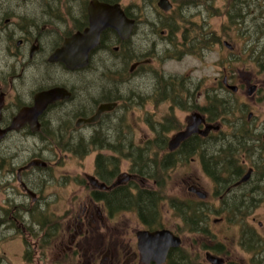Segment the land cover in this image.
<instances>
[{
  "label": "flooded vegetation",
  "instance_id": "obj_1",
  "mask_svg": "<svg viewBox=\"0 0 264 264\" xmlns=\"http://www.w3.org/2000/svg\"><path fill=\"white\" fill-rule=\"evenodd\" d=\"M89 2L90 0H0V170L7 163L6 171L14 173L15 170V175L9 174V179L13 178L18 184L16 192L9 194L0 203V221L7 226L0 229V238L10 231L30 244L33 228L25 227L24 216L28 214L29 220L35 219L32 215L40 211L41 196L37 183L41 169L47 170L48 162L44 167L22 168L31 160L41 159L43 156L38 142L46 144L53 139H66L62 148L79 152L76 148L81 145L80 141L87 140L89 133L92 135L106 118L117 113L120 104L117 99L120 95L119 74L113 70V77L106 75L111 72L106 68L116 66V62L106 66L103 58L111 55L117 60L116 53L128 39H121L115 31L104 29L100 32L96 46L88 52L87 65L70 68L63 62L52 59L66 41L74 35L82 34L89 27ZM151 61L153 60L149 58L134 60L127 70L128 77L134 76L136 70ZM132 65L134 68L131 70ZM109 78H112V84L105 86L104 79L109 83ZM223 78V83H228V76L224 75ZM111 102H116V106L103 111L95 122H83L96 113L100 104ZM31 108H35V117L28 115ZM21 112L23 113L20 114ZM18 116L20 117L17 119ZM187 122L188 117L185 125ZM257 137L260 139L251 140L255 153L247 154L251 164L246 168L240 164L236 175H232V172L227 178L225 174L220 175L219 177L225 178L224 181H218L216 176L210 177L207 171L211 170V165H202L197 155L200 175L184 182L188 183L189 197L184 199L172 196L182 203L184 200L193 201L197 209L193 227H188L184 214L173 212V217L169 218L171 214L167 217L161 211L160 203L169 207L171 198L165 197L167 200L164 201L160 192V199L152 215L111 208V203L116 204L111 199V194L126 188L127 193L133 196L137 193L135 185L150 191L154 189L156 181L149 182L146 177L132 171L123 173L122 176L118 167L112 171L110 167H100L108 179L101 180L94 173L93 175L105 187L95 188L82 181L81 184L89 188L86 200L79 206V212L71 214L67 219L62 236L60 237V230L53 241L51 246L56 260L52 264H232V251L228 255L230 249L216 240V234L209 231L207 221L212 215H218L212 222L225 220L244 227L245 221L257 219L255 211L264 199V155L256 140L264 146V132ZM22 141L37 144L32 145L31 152L27 151L28 148L20 153L10 150L19 148L17 142ZM244 141L247 143L248 140ZM101 150L102 148L98 153L102 154ZM2 153L11 155L5 157ZM176 154L181 157L179 153ZM24 155L27 156L26 159ZM19 156L22 158H18ZM227 167L234 169L232 165ZM246 174L247 178L240 181ZM127 175H130L127 181L115 183L118 178H125ZM6 182L9 184L7 188L13 189L10 182ZM206 183L211 187L210 191L206 189ZM46 214L54 215L53 212H39L36 220ZM126 214L136 217L134 226L127 228L125 224L121 225L120 220L128 218ZM33 225L37 227L34 223ZM164 229L179 238V245L170 246L163 259L161 252H157V256L152 253L145 260L138 249L137 232H157ZM39 230L37 227L38 239L33 242V248L38 251L41 247ZM246 230L240 234L239 242L246 257H242L237 263L264 264V244ZM184 232L209 237L210 242H203L198 246L194 241L197 246H183L179 233ZM65 234H69L68 238L64 237ZM248 235L255 239L253 245L248 242ZM26 246L28 245L24 243V248ZM159 248L160 245L157 249ZM149 250L153 251V248Z\"/></svg>",
  "mask_w": 264,
  "mask_h": 264
},
{
  "label": "rangeland",
  "instance_id": "obj_2",
  "mask_svg": "<svg viewBox=\"0 0 264 264\" xmlns=\"http://www.w3.org/2000/svg\"><path fill=\"white\" fill-rule=\"evenodd\" d=\"M205 1L207 5L212 6V12L205 5L200 7L182 6L180 14L198 21L199 25L201 22L205 23L213 34V38L218 36L219 42L211 43L203 51H194L193 53L180 45L177 49L181 50L182 53L178 56L175 51H170L168 40L166 39L169 32L161 29V34H156L155 29L159 26V22L151 20L136 22V28L133 30L132 35L127 38L128 41L123 44L122 49L116 53L118 55L117 60L111 55L103 58L106 66L116 62V66L106 68L111 71L110 74L106 75L113 77V70L119 74L120 85L118 86V92H120L122 97L127 98L126 101L119 100L120 104L117 113L110 118H106L92 135L89 133L87 140L80 141L81 145L76 148L79 152L63 149L61 145L64 144L66 139H53L46 144L38 142L43 154L41 159L48 162L47 170L41 171L40 180L37 183L40 190L39 196H41L40 211L44 209V212L54 213L52 218L54 217L60 222V237L63 234L67 219L71 214H77L80 210L79 206L86 200L89 188L81 183L84 181L87 184L85 175L94 173V160L98 153L97 148H100L99 145L104 140L119 142L124 147L123 151L130 155L147 157V165H142L141 167L152 165L153 157L162 159L164 151H167L169 138L175 132L184 128L186 118L194 111L201 112L199 108L206 105L205 90L210 89L213 94L216 93L219 81L224 75L228 76V81L231 84L238 87V90L232 93L231 96L233 98L230 100L236 101V104L232 107L233 111L230 113L231 116L226 118V122L217 121L221 124V129L213 133L214 136L212 138L214 139L211 138L212 142L209 144L217 143L218 139L215 137L218 136L221 130L225 131L227 132L226 140H231L241 153L240 164L244 168L251 164L247 156L248 153H255L251 140L260 139V137H257L258 134L264 132V25H262L263 34L260 37L251 38L250 34L255 29H259V25L264 24V18L251 20L250 16H247L242 20L240 30H237L235 28L236 25L228 21L224 13L232 11L233 7L239 6V9L252 11V14H257L260 12V8L264 11V7L258 6V1L262 2L264 0H250L252 4L242 0H239L241 2L238 0ZM130 3L133 4L129 9L134 13L136 5H139L138 0H120L122 6ZM176 3H183V0H177ZM164 13L168 14L169 12ZM174 17H177V14ZM182 30L178 31L175 37L178 41L183 39ZM248 34L251 39L247 38ZM224 41L230 44L229 48L223 45ZM183 44L186 46V42ZM147 58L153 61L143 64L136 70L134 76L129 78L127 70L133 61ZM163 75L183 76L186 79V84L174 85L172 88L175 95H162L163 87L158 82L159 77ZM104 83L105 86L111 85L112 78H109V83L104 79ZM251 84H256L257 90L251 96H248L246 93ZM175 99H177V103L173 101ZM239 104H244L242 112H240L238 107ZM168 122L172 124L173 129H167V126V131L163 132L161 126ZM243 126V131L246 130L248 134L243 133L242 140L248 141L247 143L242 141V145L237 146L233 133H239L235 132L237 129L241 132ZM158 135H160L162 140H165L164 149L158 148L157 143L156 145L153 143ZM17 143L20 145L19 148L10 149L16 150L17 153H20L24 148H28L27 151L31 152L32 145L37 144L32 141ZM256 143H259V150L264 155V146L260 144L259 140H256ZM86 149L89 152L84 155L82 152ZM102 150V154L108 157H119L121 154V152H113L105 148H102ZM256 152L259 153L258 150ZM10 155L5 154L4 156L9 157ZM24 156L26 159L27 156ZM18 158L22 157L19 156ZM172 159L177 160L175 165L161 170L158 175L159 180L162 182V189L158 192H160L164 201L167 200L165 197L171 196L187 199L189 197V192L187 191L188 183L185 184L184 182L200 175L197 155L186 160L175 154ZM16 162L17 158L14 160V163ZM119 162L117 167L120 174H126L131 171L133 160L124 158L120 159ZM7 165L5 163L3 165L4 168L0 170V203H3L9 194L16 192V186H18L13 178L9 179V174L15 175V170L14 173L6 171ZM8 168L10 169L11 167L8 166ZM161 176L162 178H160ZM146 179L148 178L146 177ZM6 181L10 182L13 189L7 188L9 184ZM147 181L152 182L155 180L148 179ZM204 182L206 181L204 180ZM206 186H208L206 189L210 191L211 187L208 183H206ZM259 206L255 211L257 219L245 221L244 227L225 220L212 222V219L218 217V215H212L210 220L208 219L207 221L209 231L212 234H216V240L221 241L222 244L230 249L228 255L232 251L234 260L232 264H241L240 262L237 263V261L241 260L242 257H246L243 255L239 243L240 234L245 229L264 244V199ZM160 209L167 217L169 214H171L169 218L173 217L174 211L170 206L168 207V205L161 202ZM39 212L32 215L35 219L29 220L28 214L24 216L25 227L33 228L31 229L30 244L26 240L23 242L22 238L10 231L5 233V237L0 238V264H52L56 260V254L52 252L51 246L54 239L46 249L40 247L38 251L37 248H33V242L38 239L36 238L37 227H34L33 222L39 216ZM67 215L69 216L66 218ZM126 215L128 218L125 216V220H120L121 225L125 224L127 228L134 226L133 221L136 220V217L133 214ZM5 227L7 228L3 221H0V229ZM179 234L183 239V246H199L203 242H210L209 237L202 235L186 232ZM68 236L67 234L64 235L67 238ZM199 236L203 237L204 240ZM24 243L28 245L26 246L29 250L28 260L24 258V252H27L25 251Z\"/></svg>",
  "mask_w": 264,
  "mask_h": 264
},
{
  "label": "trees",
  "instance_id": "obj_3",
  "mask_svg": "<svg viewBox=\"0 0 264 264\" xmlns=\"http://www.w3.org/2000/svg\"><path fill=\"white\" fill-rule=\"evenodd\" d=\"M109 3L113 2H120V0H101ZM139 5H136V10L134 13L130 11V7L133 3H130L129 5L123 6L124 11L127 16L133 17L136 22L138 21H145V20H151V21H157L159 22V26L155 29L156 34L160 33L161 29L167 30L169 34H167L166 39L168 40V44L170 47V51H175L176 54L179 56L182 51L177 49L178 46L182 45L187 49V51L193 53L194 51H203L207 45H210L211 43H217L219 42L218 36L213 38V34L208 29V26L205 23H202L199 25L198 21L192 20L190 18H187L183 14H180V10L182 6H195L200 7L201 5H205L207 8L213 11V8L211 5H207L205 0H183V3L177 4V0H171L173 5V8L171 11H169L168 14L161 11L156 4L157 0H138ZM239 1V0H238ZM247 1L250 4V0H242ZM262 1V0H261ZM241 2V1H239ZM239 4V3H238ZM261 5L264 7V1L260 2L258 1V6ZM260 8V7H259ZM177 14V17H174V15ZM227 17L228 21H231L237 28V30H240L242 20L246 18L247 16H250L251 20L254 19H262L264 18V11H262V8H260V12L257 14H252V11H247L244 9H239L238 7H233L232 11H226L224 13ZM182 22V23H180ZM261 24L259 25V29H255L252 34H250L251 38H258L260 37L263 32ZM183 29V30H182ZM182 30V37L183 39L181 41H178L175 39L177 36V32ZM160 36V35H159ZM247 38L249 37V34L247 35ZM250 38V39H251ZM186 42V46L183 44ZM146 53V52H144ZM143 54V53H142ZM257 56V55H256ZM255 56V57H256ZM130 57V56H129ZM173 57V56H169ZM158 84L163 87V94L175 95V92L172 87L174 85L179 84H186V79L183 76H160ZM198 84V83H197ZM196 84V85H197ZM233 92L228 90L223 83V76L221 81H219V85L217 86L216 93H212L210 89L205 90L206 95V105L201 106L199 109L201 110V113H203L206 116V120L208 122H226V118L231 116L230 113L233 111V106L236 104V101H230L233 97L231 96ZM138 98H140L139 95H137ZM129 98V96H128ZM175 98V97H172ZM117 99H121L123 101H126L127 98L122 97L120 94ZM175 103H177V99L173 100ZM244 104H239L240 112H242V106ZM172 124L168 122L167 124H163L161 126L162 131H167V129H173L171 126ZM244 126L241 128V132L237 129L235 132L239 133H233V136L235 137L237 146L242 145V138L243 133L248 134V132L245 130L243 131ZM226 134L225 131H220L217 138V143L215 144H209L212 142V138L214 135L213 133H210L207 137L203 138L199 135H192L187 140H185L181 145L173 152H164V155L162 159H158L157 157L152 158V165H148L146 167H141L142 165H147V157L144 158L142 155H130L127 152H124V147L119 142H113L111 140H104L102 144H100V148H106L113 151L121 152L119 157H108L101 153H98L94 160V174L98 176L101 180H107L108 177H106L102 173V169L106 167H110L111 171L113 168H116L118 164L120 163V159H131L133 160V166H131V171L137 175H142L147 177L148 179H154L156 181V185L153 187L154 189L148 191L146 189H141L139 185H135V188L137 189V193L133 196L129 195L126 191V188H122L121 192L116 194H111V199L116 204L110 205L111 208H114L116 210H133L136 213H143L147 215H152L154 213L157 203L160 199V195L158 194V191L162 189V182L159 180L158 175L161 172V170L171 168L175 165L176 161L175 159H172V157L179 153L180 156L186 160H189L193 155H198L200 159V163L202 165H211V170L207 171V174L210 177L216 176V179L218 181H224L225 178H227L228 175H236L239 173L240 170V151L233 145L232 141L227 139L226 140ZM232 135V134H231ZM212 138V139H211ZM93 144V142H91ZM154 145H156L158 148L164 149L165 147V140H162L160 135H158L157 139L153 141ZM100 148H97L98 150ZM120 149V151H119ZM89 152L88 149L84 150L82 153L87 154ZM238 152V153H237ZM178 155V154H176ZM179 157V156H178ZM234 166V169L229 168L227 166ZM213 166H216L215 168ZM100 167L102 169L100 170ZM45 169H41V171H44ZM226 175L225 178L219 177L220 175ZM158 178V179H157ZM162 178V176L160 177ZM158 190V191H157ZM171 198V199H170ZM170 199L169 205L172 208V210L176 213H182L184 214V220L188 227H193V223L196 222L194 219V214L197 212L196 206H194L193 201L191 200H184L183 203L179 201L178 199H173L172 196L168 197ZM44 211H40V213H43ZM49 214V213H48ZM53 214L50 215H44L40 216V219L35 220L33 223L35 226L39 227L40 234H41V248L46 249L51 241L58 235L59 231L61 230L60 222L52 218ZM255 239L248 235V242L253 245L255 243ZM24 252V258L29 259V253L28 249L26 248Z\"/></svg>",
  "mask_w": 264,
  "mask_h": 264
},
{
  "label": "water",
  "instance_id": "obj_4",
  "mask_svg": "<svg viewBox=\"0 0 264 264\" xmlns=\"http://www.w3.org/2000/svg\"><path fill=\"white\" fill-rule=\"evenodd\" d=\"M157 6L162 11L167 12L172 8V3L170 2V0H157ZM88 15L89 27L82 34L74 35L71 39L66 41L65 44L53 55L52 59L59 60L70 68L85 66L87 65L88 52L93 49L98 43L101 31H103L104 29H111L116 32L119 38L126 39L130 36L132 28L135 24V20L133 18H128L125 15L120 3L118 2L108 3L104 1L90 0L88 5ZM224 45L230 47L229 43L226 41H224ZM133 68L134 65H132L130 69L132 70ZM225 84L226 87L233 92H236L238 89L236 85L228 83ZM255 90L256 84H251L248 87L246 94L248 96H251ZM116 104V102L100 104L96 113L92 117L83 120V122H95L103 111L113 109ZM36 109H38V107H36ZM34 110L35 108L30 109V111L28 112L29 117H35L36 112ZM22 113L23 112H21L20 114ZM19 117L20 116H18L17 119ZM13 123H15V120L13 121ZM201 125L203 126V128L200 127ZM219 128V124L207 123L201 113L194 111L189 115L188 122L185 128L177 131L170 137L167 142V149L168 151L177 149L180 143L185 141L193 134H198L202 137H205L211 130L217 131ZM32 166L44 167L46 166V162L41 159H33L28 162L22 169H28ZM247 176L248 174L244 175L240 181L245 180ZM129 177L130 175H127L125 178H118L117 182L115 183L127 181ZM85 178L92 187H105L104 183H99L98 179L94 175L87 174L85 175ZM22 186H24L23 183ZM197 193L198 195L203 197V195L199 194V192ZM137 237L138 249L140 250L142 257L145 260H147L148 255L152 253L153 255L157 256V252H161V259H163L167 249L170 246H177L180 243L179 238L166 229L157 232L138 231ZM155 245L156 248L154 249ZM158 245H160L159 249H157ZM148 248H153V251L149 250Z\"/></svg>",
  "mask_w": 264,
  "mask_h": 264
}]
</instances>
